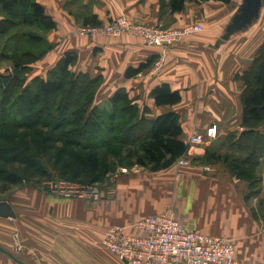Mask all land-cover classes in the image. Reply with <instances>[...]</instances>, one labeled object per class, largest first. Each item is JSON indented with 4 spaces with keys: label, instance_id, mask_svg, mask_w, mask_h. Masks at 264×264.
<instances>
[{
    "label": "crops",
    "instance_id": "obj_1",
    "mask_svg": "<svg viewBox=\"0 0 264 264\" xmlns=\"http://www.w3.org/2000/svg\"><path fill=\"white\" fill-rule=\"evenodd\" d=\"M37 1L55 26L33 30L45 49L31 63L29 79L45 77L73 51L70 69L99 78L94 104L108 103L117 88H125L146 118L174 111L187 148L179 157L184 163L175 160L160 170L120 165L124 172L111 200L69 199L26 186L11 191L0 199L14 212L0 216V264H120L102 243L105 231L167 209L190 229L232 239L241 264H264V162L254 172L259 192L246 198L249 180L236 176L225 155L245 156L234 152L233 142L243 129L240 75L264 40L262 1L185 0L180 10H171L169 0ZM121 13L149 25L203 29L170 45L158 66L161 48L135 34L78 33L80 26L106 24ZM145 62L141 72L125 77L128 67ZM160 83L178 90L181 99L156 105L150 91ZM212 125L214 137L190 142L194 131Z\"/></svg>",
    "mask_w": 264,
    "mask_h": 264
},
{
    "label": "trees",
    "instance_id": "obj_2",
    "mask_svg": "<svg viewBox=\"0 0 264 264\" xmlns=\"http://www.w3.org/2000/svg\"><path fill=\"white\" fill-rule=\"evenodd\" d=\"M184 1L169 0L170 9L180 10ZM261 1L264 5V0ZM20 26L49 29L55 23L37 0H0V38L11 39V34H18L12 30ZM15 38L14 44L9 41L7 51L10 53H4L11 61L14 73L0 75V120L19 128L51 126L55 142L64 144L57 148L56 160L52 163L63 177L71 173L68 179L73 181H78L81 176L86 183L99 182L111 167L108 155L119 159V166L138 164L150 170H160L185 153L187 145L179 138L182 129L176 112L167 111L146 118L138 113V105L125 88H117L109 98L111 111H103L94 104L99 78L70 69L76 60L73 51L65 52L45 77L34 76L26 84L21 74L31 68V63L45 48L40 53H32L23 46L32 41L42 44L43 39L29 29L21 31ZM2 53L0 51V55ZM147 66L145 62L128 67L125 77L134 76ZM240 78L243 80V129L233 142L245 156L231 158L229 167L236 176L249 180V192L245 196L248 198L259 192L258 187H253L258 181L254 172L264 158V133L255 129L264 124V40ZM150 95L156 105L173 104L181 99L179 91L171 89L167 83L154 86ZM104 115L108 120L115 117L118 124H109L108 131H102L104 124L100 120ZM118 127L119 131H114ZM3 148L9 152L19 150L11 142H5ZM64 155H69L68 160L62 161ZM1 173L4 171L0 170Z\"/></svg>",
    "mask_w": 264,
    "mask_h": 264
},
{
    "label": "built area",
    "instance_id": "obj_3",
    "mask_svg": "<svg viewBox=\"0 0 264 264\" xmlns=\"http://www.w3.org/2000/svg\"><path fill=\"white\" fill-rule=\"evenodd\" d=\"M202 29L200 24H187L179 28L149 25L131 20L121 13L106 24L80 26L78 33L91 36L135 34L145 45L161 48L162 53L156 63L158 66L170 45ZM215 128V125H212L204 132L194 131L190 136V142L198 144L206 138L214 137ZM177 161L184 163L182 158H178ZM49 187L63 197L73 195L92 199L102 197L98 188L90 186L81 188L66 179L53 180ZM113 193L112 186L109 194ZM102 243L121 264H241L234 256L232 239L190 229L175 218L169 209L147 215L128 225L109 227L104 233Z\"/></svg>",
    "mask_w": 264,
    "mask_h": 264
},
{
    "label": "rangeland",
    "instance_id": "obj_4",
    "mask_svg": "<svg viewBox=\"0 0 264 264\" xmlns=\"http://www.w3.org/2000/svg\"><path fill=\"white\" fill-rule=\"evenodd\" d=\"M32 27L33 29H31ZM27 29L36 31L37 27L20 26L12 30V32H16L18 34H11V39L8 37L6 38V36H2L0 38V51L3 52L0 55V75L14 73L12 63L5 57L6 54L4 53H10V51H7L9 48L8 44H14L16 41L15 36H19V33L21 31H27ZM9 41L11 42L9 43ZM4 42L6 43V45H4ZM23 47V49H27L32 53H40L44 48L43 44L37 43L36 41L28 42L24 44ZM28 71L21 74V76L25 78L26 84L31 81V79H29L30 77ZM1 95L2 91L0 88V98ZM99 107L101 109H104L103 111H111L112 109V106H110L109 102L104 105H100ZM100 121H102L104 124V126H101L102 131H108L107 127L109 126V124H118L119 122L115 119V117L112 120H108L105 115L104 118H102V120ZM0 125V170L4 171V173L0 174V199L5 198L11 191L24 186L33 187L45 193L57 195L49 187V183L53 180L58 181L60 179L66 178V180L78 184L79 186H81V188H86L88 186L98 188L102 193V197L99 198L102 201H104L103 199L111 200L115 197V194L117 192L116 186L118 184L119 174L121 172H124V170L119 168V159L111 158V156L108 155L109 163L111 167L114 168L110 167V169H108V167L107 173L104 174L103 178L99 182L86 183L81 176L77 178L78 181H73L71 179H68L71 177V173H69L68 176L63 177L61 172L52 165L53 160H56L55 154L57 155V148L63 147L64 144L58 141L55 142V135L51 132V126L36 125L34 126V128H19L10 126L8 123L4 122V120H0ZM89 129L90 131L92 130V128ZM255 129L264 131V124L258 126ZM110 131H113V129H111ZM114 131H119V127ZM5 142H11L13 145H17L19 147L18 152H9L7 151V149L3 148V144ZM235 148L236 149L234 150V152L236 150L240 151L237 147ZM103 152L104 151H101V153ZM225 155L229 156V158L236 157V154L234 155V153ZM68 156L69 155H64L62 157V161L68 160ZM230 160L231 159H229V163ZM261 161L264 162V158H261ZM112 186L114 188V193L109 194L110 191H112ZM253 187H258V184H253ZM66 198L81 199L83 201L87 199L91 201H97V199L87 198L86 196L79 197L78 195H73Z\"/></svg>",
    "mask_w": 264,
    "mask_h": 264
},
{
    "label": "water",
    "instance_id": "obj_5",
    "mask_svg": "<svg viewBox=\"0 0 264 264\" xmlns=\"http://www.w3.org/2000/svg\"><path fill=\"white\" fill-rule=\"evenodd\" d=\"M0 216L3 217L14 216V212L7 201H0Z\"/></svg>",
    "mask_w": 264,
    "mask_h": 264
}]
</instances>
